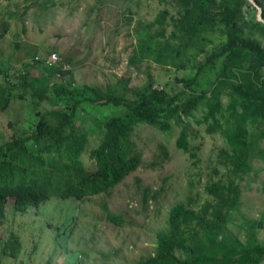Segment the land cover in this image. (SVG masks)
Masks as SVG:
<instances>
[{"label":"rangeland","instance_id":"374dc122","mask_svg":"<svg viewBox=\"0 0 264 264\" xmlns=\"http://www.w3.org/2000/svg\"><path fill=\"white\" fill-rule=\"evenodd\" d=\"M165 8L171 16L177 14L175 0H0V78L6 77L8 71L9 80L14 82L28 73L33 86L46 89L50 96L41 102L44 110L70 107L73 102L63 103L47 86L48 81L55 79L54 75L51 77L54 70L42 60L57 52L62 61L71 59V69L63 73L61 80L73 82L71 88L78 98L89 95L91 87L120 82L132 93L147 85L152 77L158 88L187 99L215 79L220 61L204 65L202 70L199 66L212 50L228 40V31L223 24H217L205 30L198 44L184 56L166 65L158 64L155 57L166 45V39H157L144 53H136L140 40L136 30L153 21ZM245 10L251 12V7ZM256 14L258 18L259 12ZM166 26L171 39V20ZM196 74L191 86L180 81ZM27 97L31 98V94ZM220 97L223 110L217 117L222 125L216 132L209 133L207 129L212 121L203 120V105L187 119L188 152L177 146L183 126L174 124L170 133L146 124L137 126L134 139L143 164L110 194L82 200L54 196L40 210L31 208L23 213H16L14 199L8 198L5 217L0 219L1 264H134L154 255L157 234L167 229L170 209L179 202L200 208L213 199L206 192V185L227 178L221 151L229 148V98L226 93ZM82 106L87 112L82 115L87 117L84 123L78 118V126L88 131L97 128L90 135V149L101 135L98 121L120 110L91 101ZM222 113L226 116L222 117ZM37 117L32 102L22 104L14 99L8 109L0 112V145L13 133L14 124L29 128ZM257 130L256 125L250 126L252 136ZM192 153L197 157L192 158ZM263 156L264 139L251 154L253 170L238 179L241 206L232 213L227 228L244 243H264ZM84 162L89 169L94 167L89 155ZM156 191L160 196L152 199ZM107 209L121 216L123 224L110 221ZM56 233L60 234L57 241ZM12 234L22 240L17 258L4 254Z\"/></svg>","mask_w":264,"mask_h":264},{"label":"trees","instance_id":"16d2710c","mask_svg":"<svg viewBox=\"0 0 264 264\" xmlns=\"http://www.w3.org/2000/svg\"><path fill=\"white\" fill-rule=\"evenodd\" d=\"M255 1L261 6L264 18V0ZM175 2L178 6L176 15L171 16L170 10L165 8L153 21L137 28L140 40L136 53H144L151 42L165 38L166 45L157 53L155 61L166 65L194 48L205 30L223 24L228 31V40L212 50L205 63L199 66L202 70L204 65L212 66L220 61L215 79L200 93L187 99L158 88L152 77L147 85L132 93L124 82H120L91 87V93L80 98L73 93V82L51 79L48 88L50 85L63 103L73 104L44 110L41 102L50 96L46 89L33 86L28 73L14 82L9 80L8 71L4 74L6 77L0 78V112L18 99L22 104L32 102L38 115L29 128L14 124L13 133L0 145V219L5 217L8 198L14 199V211L23 213L31 208L40 210L42 204L54 196L82 200L87 196L110 194L143 164L142 153L134 139L139 125L154 126L166 133L171 132L174 124L183 126L177 146L188 152L187 119L203 105L206 107L203 120L212 121L207 129L209 133L216 132L222 125L217 117L223 110L220 96L226 93L229 98L226 110L230 116L226 118L230 123L226 133L229 148L221 154L227 178L206 185L205 190L213 199L200 208L184 202L174 205L169 212L167 229L157 234L155 254L134 264L264 262V243H244L227 232L232 213L241 206L242 190L238 179L253 170L251 154L264 139V22L257 18L258 9L249 0ZM246 7H251V12H247ZM170 20L171 39L166 26ZM70 61L68 57L62 62ZM53 75L55 77L54 71L51 77ZM197 77L198 74L180 81L191 86ZM86 101L113 105L120 110L98 119L101 135L96 137V145L90 149H87L92 143L90 135L97 128L82 130L76 122L78 118L83 119L81 123L86 121L87 116L82 115V112L87 113L82 106ZM221 116L226 115L222 113ZM254 125L258 130L252 136L250 126ZM87 155L93 161L92 169L85 165ZM191 157H197V154L192 153ZM149 190L147 188L146 193ZM158 193L156 191L152 199H158ZM107 212L110 221L123 224L121 216L108 209ZM59 235L55 234V241ZM21 250V238L12 234L4 254L17 258Z\"/></svg>","mask_w":264,"mask_h":264},{"label":"built area","instance_id":"2783aa9c","mask_svg":"<svg viewBox=\"0 0 264 264\" xmlns=\"http://www.w3.org/2000/svg\"><path fill=\"white\" fill-rule=\"evenodd\" d=\"M42 61H44L45 65L54 70L56 80H61L63 73L68 72L71 69L67 62L61 61L59 53L57 52H52Z\"/></svg>","mask_w":264,"mask_h":264},{"label":"water","instance_id":"95a60500","mask_svg":"<svg viewBox=\"0 0 264 264\" xmlns=\"http://www.w3.org/2000/svg\"><path fill=\"white\" fill-rule=\"evenodd\" d=\"M249 1L252 2L255 7H257L258 12H259L258 19L264 22V18L262 16V11L263 10H262L261 6L255 0H249Z\"/></svg>","mask_w":264,"mask_h":264},{"label":"bare ground","instance_id":"6f19581e","mask_svg":"<svg viewBox=\"0 0 264 264\" xmlns=\"http://www.w3.org/2000/svg\"><path fill=\"white\" fill-rule=\"evenodd\" d=\"M49 67V66H48Z\"/></svg>","mask_w":264,"mask_h":264}]
</instances>
